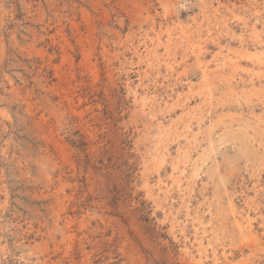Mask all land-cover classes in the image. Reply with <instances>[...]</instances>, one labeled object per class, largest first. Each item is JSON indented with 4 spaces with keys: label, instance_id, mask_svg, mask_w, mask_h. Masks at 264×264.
<instances>
[{
    "label": "rangeland",
    "instance_id": "1",
    "mask_svg": "<svg viewBox=\"0 0 264 264\" xmlns=\"http://www.w3.org/2000/svg\"><path fill=\"white\" fill-rule=\"evenodd\" d=\"M0 264H264V0H0Z\"/></svg>",
    "mask_w": 264,
    "mask_h": 264
}]
</instances>
